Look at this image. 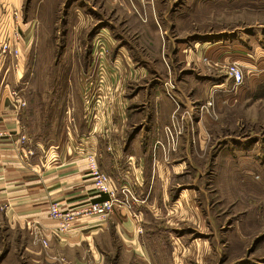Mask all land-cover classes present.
Wrapping results in <instances>:
<instances>
[{
	"label": "crops",
	"instance_id": "crops-1",
	"mask_svg": "<svg viewBox=\"0 0 264 264\" xmlns=\"http://www.w3.org/2000/svg\"><path fill=\"white\" fill-rule=\"evenodd\" d=\"M78 2L79 8H74L80 25L81 18L91 17L95 26L103 22L100 13L107 6L108 11L116 8L125 15L128 34L111 32L105 22L95 36L104 32L106 41L119 52L109 60L108 82L109 97L121 100L122 106L113 102L98 120L88 118L84 107L82 118L75 97L84 98L83 94L68 93L73 105L66 111L69 119L61 130L51 114L44 124L34 115L28 117L7 87L0 86V264H215L225 259L227 255L208 232L207 214L199 206L201 187L185 182L199 162L198 147H207L209 136L190 105L205 97L219 102L214 92H225L230 79L211 73L224 54L228 56L232 49L249 69V62L257 63L260 58L258 47L254 45L251 51L240 32L237 47L230 46L228 37L208 40L202 46L191 38L170 44L171 37L158 25L157 0H97L100 8L89 6L86 0ZM77 29L80 34V26ZM173 71L175 103L165 86ZM175 118L182 132L172 147L165 127ZM91 158L111 176L120 198L124 197L122 187L130 190V205L116 204L106 217L80 218L69 231L60 233V220L50 213L53 203L66 209L109 197L94 188ZM218 158L217 169L209 173L221 194L219 201H245L247 191L241 197L236 182L245 184L240 172L250 176L251 165L260 156L241 154L242 168L233 170L228 166L221 170ZM224 159L230 162L232 156ZM238 225L248 228L254 224L245 218ZM241 239L240 243H250L260 237L244 233ZM254 249L245 247L239 262L262 264V258H248Z\"/></svg>",
	"mask_w": 264,
	"mask_h": 264
},
{
	"label": "rangeland",
	"instance_id": "rangeland-1",
	"mask_svg": "<svg viewBox=\"0 0 264 264\" xmlns=\"http://www.w3.org/2000/svg\"><path fill=\"white\" fill-rule=\"evenodd\" d=\"M86 1L89 6L100 8L97 0ZM67 3L68 0H0V49L4 45L8 47L0 56V86L7 87L9 94L14 89L20 90L26 99L21 107H25L28 117L34 115L37 121L44 124L51 114L58 128L61 124V130L69 119L66 111L73 105L68 93L78 97V94H83L84 98L74 96L77 113L79 116L82 114V118L84 107L88 118L98 120L100 113L113 102H116V107L122 106L121 100L113 101L109 97L111 84L108 82L109 60L115 59L119 52L106 41L104 32L95 36L105 22L110 24L107 28L111 32L128 34L125 15L116 8L108 11L107 6L101 10L103 22L97 26L91 17L81 18L80 25L76 12L80 3L78 0ZM157 6L160 14L158 25L164 35L171 37L170 44L191 38L190 41L202 46L208 40L214 42L228 37L230 46L237 47V33L240 32L251 51H255L256 45L258 57L264 56V0H157ZM89 15L93 13H87ZM77 26H80V34ZM16 45L20 48L17 56L10 52V48ZM231 50L228 56L224 54V60L214 64L215 72L211 74L226 79L228 65L237 62L245 74L244 84L237 88L230 80L224 87L225 92L219 94L215 90L214 95L219 102L216 98L205 97L190 105L198 119L203 120L209 136L206 149L198 147V154L203 153L206 157L197 154L199 162L193 165L185 182L201 187L198 188L197 199L209 219L208 232L215 238V245L227 255L223 260L217 259L215 264H242L238 256L245 247L247 251L255 247L248 258H262L264 264V59L259 62L258 58L259 63L247 61L251 68L245 69ZM170 74L165 86L168 88L167 95L175 103L174 90L177 86L174 71ZM167 126L172 127L173 135L169 138L172 147H175L182 132L181 126L176 118ZM195 151L192 150L193 153ZM241 154H258L260 160L251 165L250 176H242L240 172L244 185L242 181H235L240 196L247 191L245 201L239 199L223 204L219 201L220 193L211 176L215 167L217 169L216 160L219 157L221 170L228 167V170L238 169L243 165L240 163ZM226 155L232 156V161L226 163ZM246 165L249 166V163ZM258 212H261L262 218H259ZM245 218H251L255 226L240 227L238 221ZM198 231L199 235L204 234L200 229ZM244 233L250 236L258 234L260 240L240 243L238 240H242Z\"/></svg>",
	"mask_w": 264,
	"mask_h": 264
},
{
	"label": "built area",
	"instance_id": "built-area-1",
	"mask_svg": "<svg viewBox=\"0 0 264 264\" xmlns=\"http://www.w3.org/2000/svg\"><path fill=\"white\" fill-rule=\"evenodd\" d=\"M19 38V35H16ZM8 47L3 46L0 49V56L5 54ZM10 52L14 55H18L20 48L16 45L10 48ZM1 58V57H0ZM228 78L233 82V85L237 88L244 84L245 74L241 65L237 62H234L227 67ZM20 91V90H19ZM14 89L11 91V96L18 102V106L25 105L26 101L24 100L21 92ZM166 131L169 136L173 135L172 127L167 126ZM171 138V137H170ZM91 170L90 174L93 179L94 188L97 193H107L108 198L101 201H93L87 204L77 205L71 208H62L59 203L55 202L50 206L51 216L60 220V225L58 230L60 233H65L69 231L75 222L84 217L91 216H101L105 217L113 212L116 204L124 203L130 205V199L128 196L131 194L130 190L127 187H122L121 192L124 197L120 198L118 195L119 189L113 185L111 176L105 171L101 170L94 158H91ZM134 200H137L134 197ZM44 243H47V240H44Z\"/></svg>",
	"mask_w": 264,
	"mask_h": 264
}]
</instances>
